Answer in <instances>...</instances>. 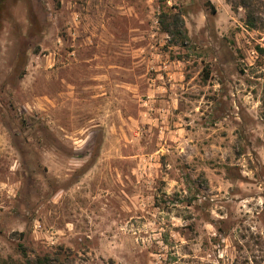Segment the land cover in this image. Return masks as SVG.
Listing matches in <instances>:
<instances>
[{
  "label": "rangeland",
  "instance_id": "obj_1",
  "mask_svg": "<svg viewBox=\"0 0 264 264\" xmlns=\"http://www.w3.org/2000/svg\"><path fill=\"white\" fill-rule=\"evenodd\" d=\"M20 250L264 264V0H7L0 264Z\"/></svg>",
  "mask_w": 264,
  "mask_h": 264
},
{
  "label": "trees",
  "instance_id": "obj_2",
  "mask_svg": "<svg viewBox=\"0 0 264 264\" xmlns=\"http://www.w3.org/2000/svg\"><path fill=\"white\" fill-rule=\"evenodd\" d=\"M243 7L246 9V26L248 28L255 27V22H254V19L252 17V13L249 10H247L249 8H247V6H245V5ZM6 8H7V0H0V14L3 13L6 10ZM164 31H167V29ZM20 251H21L23 257L26 259V264H49V261L47 259L44 260V259L36 258L34 260H29V259H27L26 253L22 250H20ZM4 264H7V263L4 262Z\"/></svg>",
  "mask_w": 264,
  "mask_h": 264
}]
</instances>
